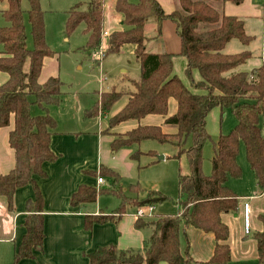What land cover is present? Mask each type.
<instances>
[{"label":"trees","instance_id":"1","mask_svg":"<svg viewBox=\"0 0 264 264\" xmlns=\"http://www.w3.org/2000/svg\"><path fill=\"white\" fill-rule=\"evenodd\" d=\"M5 1L7 8L1 11L6 25L0 27V71L6 73L8 79L0 85V128L7 127L13 118L8 143L14 151L15 166L0 176V197H4L7 209L11 211L16 189L30 184L34 190L33 203H27L31 214L24 221V234L14 247L12 264H17L32 258L44 238L43 201L36 180L46 176L44 165L56 160L50 149L56 122L49 114V107L60 105L62 94L58 77L39 83L43 62L54 52L45 43L43 12L38 0H28L31 50L27 48L20 0ZM242 1L175 0L174 10L165 13L157 0H138L136 3L115 0L114 10L121 16L122 28L106 35L104 57L119 54L125 46H133L140 77L138 81H131L134 90L128 93L126 104L110 119L109 125L114 127L125 121L160 115L165 117L163 125L175 128L176 132L166 133L158 126H138L126 134L116 135L111 143L112 149L116 151L145 140L170 144L176 149L172 158L185 156L188 172L178 171L176 215L136 217V229L151 230L141 249L118 250L113 245L98 247L87 254L89 264H198L187 250L184 253L180 251V233L187 226L213 235L215 246L209 263L227 264L230 261L229 231L221 221V215L236 211L238 206V198L226 182L228 178L239 179L242 175L237 163L240 144H243L245 158L258 189L264 190V138L259 125L261 119L264 121V64L247 72L241 68L251 57L249 50L224 53L232 40L245 48L251 43L244 21L223 12L226 2L240 5ZM104 18V0H88L85 8L78 4L68 12L65 32L69 34L83 25V33L87 35L83 49L89 57L100 48L105 32ZM149 19L155 21L157 38L162 34L165 19L173 23L180 40L179 55L186 60L185 76L191 89L173 75L171 54L146 50L150 38L145 36V25ZM195 72L197 78L194 77ZM106 94L100 97L103 111L119 99L121 92L114 90ZM170 99L175 100L177 108L173 115L167 116ZM33 105L42 110L39 115H32ZM214 108L228 109L236 124L228 134L219 135L213 142L211 172L205 175L202 172V149L210 140L206 118ZM188 139L190 145L185 147ZM99 174L100 177L117 178L111 169L105 167ZM130 190L135 195L123 197L120 190H110L121 200L115 216H87L85 226L117 222L125 213L126 204L138 208L155 206L167 200L159 191L144 193L139 185L131 186ZM99 193L100 190L82 186L72 194L70 202L72 205L92 203ZM254 239L258 262L264 264V230L255 233Z\"/></svg>","mask_w":264,"mask_h":264},{"label":"crops","instance_id":"2","mask_svg":"<svg viewBox=\"0 0 264 264\" xmlns=\"http://www.w3.org/2000/svg\"><path fill=\"white\" fill-rule=\"evenodd\" d=\"M157 1L165 13H170L175 8V0L174 2L173 0ZM262 7L264 8V2ZM223 12L226 16L243 20L252 14H256L258 10L252 8L250 0H243L240 5L226 2ZM117 22V28L114 30H121V17ZM114 30L108 32L111 33ZM1 50L2 47H0V52ZM44 63L45 60L39 76V83H44L50 77L58 76L56 71L45 70ZM183 65V70H185V59ZM194 77L197 78L195 73ZM7 79V74L0 71V85L4 84ZM127 100L128 95L125 96L120 109L124 107ZM176 108L175 100L170 99L167 116L173 115ZM57 109L52 110L51 116L56 122V130L58 128L59 131L53 133L50 138V149L56 155V160L52 163H46L44 165L46 176L36 180L43 201L44 238L41 247L34 250L32 258L23 259L17 264H89L87 254L98 247L113 245L118 250L141 249L144 242L150 237L151 230L149 228H135L136 208H131L134 209L132 212L129 211L131 209H126L117 222L95 223L87 228L85 226L87 216H115V210L103 211L99 200L98 203L95 201L72 205L70 198L82 186L98 189L100 185L97 183V178L100 177L99 172L103 167L115 169L113 162L115 160L111 159L108 151L102 147L104 142H111L114 135L126 134L138 126H158L164 132L166 130V133H174L171 132L173 129L162 127L165 117L148 115L139 121L129 120L106 129L103 123L101 126L97 125L94 132H90L83 125L86 119L88 120L91 116L80 104L63 106L61 103ZM221 111L218 108L210 111L206 118V128L209 115H212V119H218ZM49 113L51 114V112ZM13 125L12 118L7 127L0 128V176L9 173L15 166L14 151L8 143L9 132L13 129ZM120 149L122 151L118 152L117 155L121 161H125L130 152L127 147ZM111 154L114 155L112 151ZM130 161L126 162L125 168H132ZM240 167L242 168L241 177L239 179L228 178L226 182V186L238 198L237 209L234 212L221 215V221L228 227L229 231L227 243L230 247V261L227 264H259L254 235L264 230V190L258 189L254 173L249 165L246 166L244 161H241ZM179 170L183 173L188 172L182 168ZM242 176L243 180L240 181ZM33 200L34 190L30 184L16 189L13 196V210L11 211L7 209L4 197H0V264H12L14 247L24 234L23 224L26 217L31 214L27 203L28 201L33 203ZM244 203L249 204L250 230L248 234L244 233ZM154 213H156L155 206L153 215ZM179 244L180 251L184 253L187 250L196 263L210 264L208 261L215 246L212 234L187 226L180 233ZM159 264L166 263L160 262Z\"/></svg>","mask_w":264,"mask_h":264},{"label":"rangeland","instance_id":"3","mask_svg":"<svg viewBox=\"0 0 264 264\" xmlns=\"http://www.w3.org/2000/svg\"><path fill=\"white\" fill-rule=\"evenodd\" d=\"M128 1L136 3L138 0ZM38 2L40 10L43 12L45 43L54 52L52 57L45 59V70L56 71L58 73L57 77L61 83V103L63 106H67V104H80L87 110L91 117L88 120L86 119L83 126L89 129L88 131L94 132L96 126H101L103 123L106 126L105 129L110 128V119L117 114V111L123 105L125 96L134 90L131 81H138L140 77V66L136 60L133 46H125L119 54H110L101 60L92 58V55L89 57L83 49L87 41V35L83 33V25L77 27L69 34L65 32V23L69 10L78 4L82 8H85L88 0H38ZM114 2L115 0H104L105 18L103 32L117 28V20L121 16L115 12ZM250 4L253 9L258 10L256 14H252L248 18L243 19L246 34L252 38L251 43L245 48L238 41L232 40L224 49V53L226 54H236L244 49L249 50L251 57L246 62V65L241 68L247 72L254 68V66L264 64L263 0H250ZM20 7L23 12L26 28L27 48L31 50L32 40L30 26L27 21V11L29 9L28 0H20ZM6 8V1L0 0V27L6 25L1 15V11ZM154 28V19H149L145 25V36L150 38L146 43V50L149 53L166 52L171 54L173 60V75L179 78L186 87L190 88L185 76V70H183L184 59L179 55L180 40L173 23L169 19H165L162 22V34L158 38L155 36ZM109 34L110 32H108ZM106 37L103 34L101 38L100 46L104 48L103 51L105 50ZM195 74L198 77L197 72ZM114 90L121 92L119 99L107 111H103L100 105L101 94L103 97L105 96L103 94L107 92L109 94ZM29 99L32 100V98ZM57 108L58 106L49 107V112H51L49 114L52 115V110H58ZM41 112L42 110L37 106L33 105L31 107L32 115H39ZM57 112L62 114L60 111ZM221 113L218 119H212V115H209L210 117L207 122L206 130L210 136V140L204 144L202 149V172L205 175H209L211 172V159L214 155L213 142L217 140L219 135L228 134L236 124L234 116L228 109H223ZM84 118L86 117L84 116ZM259 125L261 135L264 138L263 119L260 120ZM162 127L164 129L172 128L173 131L171 132H176V129L173 127L164 125ZM56 131L58 132L59 129L57 128L56 130L55 128L53 133ZM115 137L116 135L112 138L114 139ZM112 141L109 143L104 142L102 147L108 151L109 157L115 160L113 161L115 169L112 168L111 171L116 174L117 178L115 179L107 175L100 177L104 184L100 185L97 189L98 191L100 190V193L96 203L99 200L101 209L111 212L119 208L121 204V200L112 194L110 190H120L123 197H131L135 194L132 193L130 187L139 185L144 193L161 191V194L167 197L166 201L155 205L156 213L152 216L176 215L178 212V206L176 204L178 201L177 172L181 168L183 170L185 169V171L188 170V163L185 156L174 159L172 156L175 155L176 149L172 145L161 144L153 140H145L139 144H133L127 147V150L130 152L128 159L126 158L125 161H121L117 154L122 150L118 149L116 150L117 152L112 150ZM189 145L190 139L187 140L185 147ZM111 151L114 155L111 154ZM149 152L151 153L148 154ZM160 156H163L164 159L158 160ZM129 160H131L132 168H125L126 162ZM237 161L239 167L241 161H244L246 166H248L243 144H240ZM242 180L243 176L240 181ZM91 206H94V204H91ZM131 208L126 204L125 209L129 210ZM133 210L131 209L129 211L132 212Z\"/></svg>","mask_w":264,"mask_h":264},{"label":"built area","instance_id":"4","mask_svg":"<svg viewBox=\"0 0 264 264\" xmlns=\"http://www.w3.org/2000/svg\"><path fill=\"white\" fill-rule=\"evenodd\" d=\"M264 2V0H263ZM108 35L107 32H104V36ZM103 47L100 46V48L92 53V58H96V59H102L104 57V51H103ZM97 183L98 185L103 184V180L102 178H97ZM153 210H154V206L153 205H145V206H141L136 208L135 210V216L136 217H148V216H152L153 215ZM243 220H244V233L248 234L249 233V204L248 203H244L243 204Z\"/></svg>","mask_w":264,"mask_h":264},{"label":"water","instance_id":"5","mask_svg":"<svg viewBox=\"0 0 264 264\" xmlns=\"http://www.w3.org/2000/svg\"><path fill=\"white\" fill-rule=\"evenodd\" d=\"M164 159V157L163 156H160L159 158H158V160H163Z\"/></svg>","mask_w":264,"mask_h":264}]
</instances>
